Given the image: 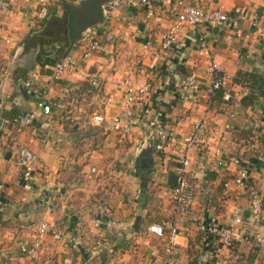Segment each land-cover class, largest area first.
<instances>
[{
    "label": "crops",
    "instance_id": "1",
    "mask_svg": "<svg viewBox=\"0 0 264 264\" xmlns=\"http://www.w3.org/2000/svg\"><path fill=\"white\" fill-rule=\"evenodd\" d=\"M107 1L116 2L112 14L89 27L100 43L99 50L76 74L63 76L48 91L50 114L38 115L18 134L0 124V264H34L36 260L161 264L168 257L167 232L157 238L146 229L164 219L177 230L173 264H264V248L245 242L224 246L199 229L209 220L232 225L240 215L241 233L264 232V137L248 126L256 110L264 115V100L237 98L241 87L233 82L238 73H251L261 78L264 88V38L250 27L252 20L264 23V0H185L191 7L220 9L234 18L197 32L220 68L231 76L211 98L203 92L206 61L196 53L197 36L190 28L180 30L175 49L160 52L161 36L177 11L172 0H147L146 5L139 0ZM79 2L12 0L0 13V121L34 109L39 96L29 95L16 80L26 78L37 87L51 83V67L59 57L48 44L58 48L54 40H60L52 32L66 25L63 5ZM103 31L123 40L105 42ZM79 41L68 51L74 57L82 50ZM145 43L154 48L157 58L144 52ZM59 46H65L64 54L67 45ZM192 69L199 85L189 91L181 83ZM85 74L97 76V89L86 83ZM121 84L149 87V120L173 130V142L160 146L147 139L140 126L128 137L109 130L110 121L124 107ZM60 88L68 99L59 94ZM224 93L230 94V102L222 100ZM72 98L80 100L78 105H72ZM94 115L102 118L100 124L91 122ZM201 118L205 134L190 151L188 170L204 183L206 191L195 196L184 214L174 215L168 191L174 185L181 140ZM18 147L36 156V190L32 192L21 189L14 157ZM218 158L226 162L235 158L243 164L250 176L245 190L222 187L234 167L227 163L215 167ZM38 191L50 200V214L38 205ZM252 196L259 200L256 223L248 219ZM96 220L101 222L98 227ZM40 221L51 231H60V240L53 241L48 234L35 256L19 255L18 245L31 242Z\"/></svg>",
    "mask_w": 264,
    "mask_h": 264
},
{
    "label": "built area",
    "instance_id": "2",
    "mask_svg": "<svg viewBox=\"0 0 264 264\" xmlns=\"http://www.w3.org/2000/svg\"><path fill=\"white\" fill-rule=\"evenodd\" d=\"M12 0H0V13L5 11V8L9 6ZM173 5L177 8L174 19L169 27L165 30L161 36L159 42L160 52L175 49L177 47V36L183 27L191 29L192 34L197 36V50L196 53L199 57H202L206 61L205 73L206 82L204 85V95L206 98H211L217 91L224 88L226 83L231 81V76L224 72L217 61L214 59L210 52L206 42L198 35L197 32L202 28H214L221 24H226L234 19L232 16L224 14L220 9H214L211 11H203L194 7H191L185 0H172ZM139 4L146 5L147 0H139ZM116 2L105 4L102 7V16L106 20L112 14L115 9ZM150 15V11L147 12ZM236 19H241L237 17ZM250 27L253 29L261 39L264 38V23H259L255 20L250 22ZM105 42H118L123 40L120 36H113L105 31L102 32ZM79 44L81 51L77 57L71 54L62 55L57 58L51 67V83L48 86L37 87L26 78H18L16 81L31 96H39V99L35 100V107L30 112H19L14 114L7 120L0 121L1 125L9 126L15 133H21L23 129L31 126L38 115L48 116L51 108L47 99L48 91L52 87H57V82L65 75H74L78 72L80 65L88 60L97 50L100 48V43L93 38V29H86L81 37ZM144 52L157 58L159 55L152 46L148 43L144 44ZM86 83L93 89L98 88V78L94 74H85ZM182 88L189 91H194L198 88L197 72L195 69L188 71L182 79ZM120 89L123 91L124 107L122 111L117 114L110 121L109 130L119 136H130L131 130L134 127H142L146 131V137L152 140L156 144L162 146L167 145L174 141L175 133L173 130L166 126L154 125L149 116L151 109L148 104L149 87L144 85L140 87H134L132 85L121 84ZM59 94L63 99H68L69 96L63 88L59 89ZM252 92L248 88H240L237 98H248ZM222 100L228 103L232 100L229 93L222 95ZM75 98L71 99L72 105H78ZM70 102V100H69ZM77 111H80L77 108ZM233 117V114L230 115ZM91 122L94 124H100L102 118L98 115L91 117ZM249 129L254 130L259 135L264 137V115L261 109L255 111L250 116L248 122ZM205 134V121L203 118L194 121L190 127L188 134L181 140V155L178 158V166L174 172V186L169 189L168 197L172 214L182 215L192 205L194 198L197 194L205 193V185L199 179H197L188 170L189 167V154L190 151L200 143L201 136ZM141 145V144H140ZM16 166L19 170L21 189L24 192H32L36 190L34 180V170L36 165V156L25 147H18L14 154ZM230 164L234 167V173L230 180H226L222 187L224 189L229 186H234L240 190H245L249 184V172L243 166L238 159H225L218 158L215 167H223L225 164ZM133 170L132 166H129ZM90 172H94L90 169ZM38 205L43 208V213L50 214L52 212V206L50 200L41 194V191L37 193ZM249 222L256 223L260 220L259 200L255 196H252L249 204ZM242 223V217L237 215L232 225L220 226L214 220H209L205 225L199 227L200 231L204 232L208 236L214 238L219 244L227 246L234 242H245L250 244L253 248H264V232L254 231L250 235H245L239 231L238 227ZM101 224L99 220L94 222V225L98 227ZM106 224L105 227H109ZM264 227V224H263ZM146 231L151 235L162 238L164 233L167 232L166 238V253L168 257L162 260L161 264H173L171 254L174 251L175 244L173 243L174 237L177 235V230L170 220H160L158 223L150 224ZM53 241H59L61 238L60 231H51L45 221H40L35 225L33 238L28 244H20L17 248V253L21 256H35L39 250L42 239L48 235ZM34 264H49L47 260L38 261ZM117 264H140L138 262L129 263L120 261Z\"/></svg>",
    "mask_w": 264,
    "mask_h": 264
},
{
    "label": "water",
    "instance_id": "3",
    "mask_svg": "<svg viewBox=\"0 0 264 264\" xmlns=\"http://www.w3.org/2000/svg\"><path fill=\"white\" fill-rule=\"evenodd\" d=\"M112 1L106 0H80L77 5H63L66 15L67 49L63 56L68 54L75 41L89 27L99 24L103 20L102 7Z\"/></svg>",
    "mask_w": 264,
    "mask_h": 264
},
{
    "label": "trees",
    "instance_id": "4",
    "mask_svg": "<svg viewBox=\"0 0 264 264\" xmlns=\"http://www.w3.org/2000/svg\"><path fill=\"white\" fill-rule=\"evenodd\" d=\"M52 33L54 35V38L60 36V40H54L58 45V48L52 46V43L48 45L49 47H51L53 53H55L57 57H60L63 54L65 46H59V44L65 43V45H67L65 25L63 26L62 30L57 29V31H53ZM233 82L235 84H238L241 88H248L252 92V94L248 98H242L241 100H253L257 97L264 100V88L262 85V80L258 75L251 73H238L237 79L233 80Z\"/></svg>",
    "mask_w": 264,
    "mask_h": 264
}]
</instances>
